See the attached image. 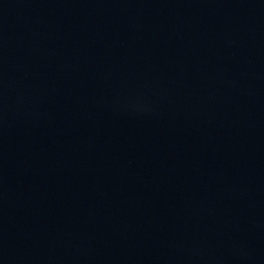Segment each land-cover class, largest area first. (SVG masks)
Segmentation results:
<instances>
[{
  "label": "water",
  "instance_id": "obj_1",
  "mask_svg": "<svg viewBox=\"0 0 264 264\" xmlns=\"http://www.w3.org/2000/svg\"><path fill=\"white\" fill-rule=\"evenodd\" d=\"M0 264H264V0H0Z\"/></svg>",
  "mask_w": 264,
  "mask_h": 264
}]
</instances>
